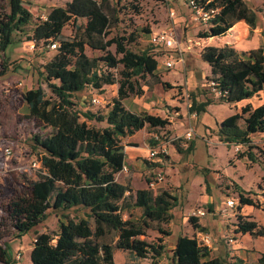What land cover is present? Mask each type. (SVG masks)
Segmentation results:
<instances>
[{"label":"trees","instance_id":"trees-1","mask_svg":"<svg viewBox=\"0 0 264 264\" xmlns=\"http://www.w3.org/2000/svg\"><path fill=\"white\" fill-rule=\"evenodd\" d=\"M8 1V6H0V50L5 51L16 34L24 32L29 24V39L36 43L57 41L58 47L41 67L43 81L52 95L41 84L23 92L29 109L27 117L35 119L41 128L31 132V139L38 150L34 158L42 167L36 177L30 178V193L6 203V215L0 224L4 226L9 221L13 235L22 236L44 221L49 209L59 212L55 239L40 241L37 236L30 252L32 264H115V246L130 250L136 258L130 264H149L140 259L156 260L164 254L166 243L162 235L152 240L141 236L148 229L171 234V229L161 223L173 218L178 195L168 189L155 192L150 186L132 192L129 181H121L117 175L126 165L124 136L145 126L165 128L171 122L159 114L132 110L124 102L131 94L143 92L138 84L140 79L155 74L159 61L154 47L133 48L130 44L136 36L132 33L109 36L122 0H116L115 14L105 10L106 0H67L53 5L47 18L37 21L23 0ZM197 1L205 7H220L209 27L198 32L201 37L224 35L242 19L252 27L257 25V12L246 0ZM79 17L85 18L79 24L81 33L66 37L64 27ZM86 45L103 53L89 55ZM112 45L114 52L109 49ZM200 56L210 65L207 78L220 91L218 100L239 102L264 89L263 46L240 51L230 43L207 44L200 50ZM6 68L3 63L0 74ZM116 82L118 93L104 112L81 109L73 98L87 86L99 89ZM212 99L209 95L204 100L192 97L190 110L199 114ZM88 120L103 124H91ZM44 127L49 129L43 130ZM258 132H264V103L256 106L247 103L220 123L221 138L229 144H246L243 154L254 160L258 157L251 136ZM150 140L154 142L152 137ZM192 147L193 142L188 149ZM260 151L264 157V147ZM237 199L238 208L254 203L243 191ZM135 208L141 209L137 217L133 213ZM71 209H83L84 214H71ZM198 219L197 215L189 216L196 230L205 231ZM236 224L237 233L264 234V226L241 213L237 214ZM0 260L11 263L6 241L0 243ZM171 264H244V261L238 256L226 260L213 255L210 246L198 241L196 232L179 234L172 248ZM254 264H264V251Z\"/></svg>","mask_w":264,"mask_h":264},{"label":"rangeland","instance_id":"rangeland-1","mask_svg":"<svg viewBox=\"0 0 264 264\" xmlns=\"http://www.w3.org/2000/svg\"><path fill=\"white\" fill-rule=\"evenodd\" d=\"M67 0H23L24 5L33 13L34 21L44 19L53 5L64 4ZM247 4L257 12L258 19L256 27H252L244 19L238 21L230 28L229 33L224 38L222 35L213 37H201L200 30L209 27L210 22H204L195 18L192 8L183 0H122L115 14L116 0H106L105 10L117 15L114 25L111 26L109 36L117 33L121 35L136 36V40L130 45L133 48L154 47V52L158 58V68L155 74L147 75L140 79L138 84L143 88V92L131 94L124 99L125 104L136 111H148L159 114L170 119L169 126L165 128H150L148 126L136 131L134 134L122 138L129 161L127 169L121 170L117 177L119 180L128 182L132 186V192L137 188L148 187L147 181L154 176V166L147 157L148 147L153 144L151 137L154 133H166L170 137V158L168 162L161 164L165 179L153 190L158 192L161 189H168L178 195V204L174 207V216L171 221L161 223L164 227L171 229V234L164 235L155 230L148 229L147 234L141 237L147 239H157L163 236L166 243V250L162 256L153 260L151 257L140 259L149 264H171L172 248L179 234H195L197 231L189 216L194 214L198 208H204L206 213L197 215L201 222L212 236L211 250L213 255L221 256L224 259L234 260L236 256L241 257L244 264H254L258 258L259 251L264 249V237L261 234L237 233V214L241 213L250 219H255L257 223L264 226V157L260 147H264V132L252 134V144L256 145L253 151L256 152L257 160L243 154L247 145L237 149L235 143H227L221 138L220 123L225 116L240 110L247 103L259 105L264 103V89L253 97L237 102L220 101L213 89L211 81L207 78L210 72V65L200 56V50L205 44H215L223 42L225 39H236L242 36V41L247 48L264 47V0H246ZM8 0H0V6H8ZM109 5V6H108ZM111 6V8H110ZM171 8L176 11L174 18L175 29L180 39V50L177 48H167L161 45H154L152 34L164 28L170 27L172 18L169 16ZM85 18L79 17L72 20L64 27L66 37H74L81 33L79 24ZM243 24L244 27H238ZM31 25L26 27L24 32H19L15 36V41L10 43L6 51L0 50V70L1 63H5V79L0 77L1 101L13 103L21 107L27 102L23 99V92L29 88L43 85L48 95H52L51 89L43 81L41 74L42 64L55 53L56 48H51L43 41L36 43L29 39ZM242 31H239L241 30ZM239 35V36H238ZM59 43V41H58ZM153 44V45H152ZM86 52L89 55H101L102 50L86 45ZM115 51V46L109 47ZM183 56L185 65L178 62L174 67L168 68L165 65L167 58L177 59ZM167 81L168 83H164ZM21 82V83H20ZM14 88L7 92L5 88ZM119 83L104 84L99 89L87 86L76 92L73 96L81 109H92L94 111H106L112 102V98L118 93ZM186 91L195 95L199 99L209 95L213 99L206 104L205 110L200 114L192 115L187 106ZM93 96H100L102 102L95 104L92 102ZM189 99V98H188ZM191 100V99H189ZM236 105V107H235ZM20 108L19 111H23ZM26 106L24 110L26 111ZM179 109V112H177ZM9 113V112H8ZM4 114L2 118H8ZM11 116V115H10ZM25 121L24 131L16 128L14 120L10 118L7 123L14 128V140L1 141L0 146L9 145L14 154L7 156L0 149V220L6 212L4 206L13 197L28 194L31 191V180L29 177L37 175V170L29 168L31 160L35 157L36 149L32 146L31 132L40 131V126L36 125L33 118L22 114ZM91 124L102 125V122L88 120ZM243 122V121H241ZM192 126L194 134L191 139L184 136L185 130ZM49 128L44 127L43 130ZM205 144L203 145V137ZM191 141H195L193 150H187ZM14 163L23 162L29 168L14 169L7 174L6 163L10 159ZM243 191L251 197L254 203L248 204L244 208L228 207L227 197H238ZM243 210V212H242ZM71 214H84L82 210H70ZM134 216L141 213L140 208L133 210ZM61 214V213H60ZM195 215V214H194ZM128 217L129 214L125 213ZM60 217H63L60 215ZM59 212L49 209L48 217L22 236H13L12 227L9 221L5 225L0 224V232H11L12 237L6 238L7 251L14 261L21 264H28L31 261L29 248L34 244V237L40 236V241L51 238L55 239V232L58 229ZM234 240L229 241V237ZM116 240V238H115ZM241 249V250H240ZM21 250L22 256L15 257V252ZM115 264H130L136 259L129 249L114 247ZM32 263V261H31ZM1 264V263H0Z\"/></svg>","mask_w":264,"mask_h":264},{"label":"built area","instance_id":"built-area-1","mask_svg":"<svg viewBox=\"0 0 264 264\" xmlns=\"http://www.w3.org/2000/svg\"><path fill=\"white\" fill-rule=\"evenodd\" d=\"M183 1L186 2L192 8L195 18L198 20L204 21V22H210L212 17H214L215 14L220 9V7L218 6L217 7H205L204 5L199 3L197 0H183ZM169 16L172 18V24L170 25V27L154 32L152 34L151 40L155 45H161L167 48H177L178 50H180L181 48L180 39L175 29V25H174V18L176 16V11L174 8H171L169 12ZM43 18H47V15H44ZM47 45L51 48H56L58 46L57 41H51ZM164 62H165L166 67L168 68L174 67L178 62L181 64V66L185 65V60L183 56H180L177 59L169 57ZM211 84L214 85V81H211ZM13 88L14 86L5 88V91L9 92ZM213 89L215 90L216 94L219 95L220 91H218L214 86H213ZM183 93L186 94L185 95L187 97L186 103H187V106L189 107L190 113H192L191 116L198 114L196 111L190 110V107L192 106V99L190 98L191 95L186 91V89L185 91H183ZM188 98L191 100H189ZM92 102L95 104H98L102 102V98L100 96H93ZM177 112H179V109H177ZM193 134H194V129L192 126L188 127L184 132V136L188 139H191ZM152 138L154 139V142L148 147V151H149L148 158L153 165H155L156 167H160V168L154 170V176H152L147 181V184L148 186L155 188L156 186H158L159 183H161L165 179L164 171L161 168V166H159L158 163L163 162L166 159V157L170 154V144H171L170 139L172 137H170L166 133H162V134L154 133ZM235 146L237 149H239L242 146V143L235 142ZM0 149L7 156H11L14 154L12 147L9 145L0 146ZM41 167H42V164L38 159L33 158L31 160V164L29 168H33V169L35 168L37 172H39ZM29 168L27 167L24 169L27 170ZM127 168H128L127 164L124 165L123 169H127ZM225 201L228 207H236V205L238 204V199L236 197H231V196L227 197ZM261 203L262 205H264V199H261ZM205 213H206V210L204 208H198L194 212L195 215H203ZM197 238H198V241L203 245L211 246L213 242L212 236L208 232H205V231H198ZM33 240H34L33 242L37 241V236L34 237ZM233 240H234V237L232 236L229 237V241L232 242ZM21 256H22L21 250H18L15 252L16 258H20Z\"/></svg>","mask_w":264,"mask_h":264},{"label":"crops","instance_id":"crops-1","mask_svg":"<svg viewBox=\"0 0 264 264\" xmlns=\"http://www.w3.org/2000/svg\"><path fill=\"white\" fill-rule=\"evenodd\" d=\"M240 21V20H239ZM237 23V22H236ZM236 23L234 24V25H236ZM237 26V25H236ZM238 27H244L243 26V24H238ZM239 31H242V29L241 30H239ZM229 32H227V34H228ZM227 34H224V35H222L224 38H226V35ZM239 36V35H238ZM212 37V36H211ZM225 43H230V44H232V45H234L238 50H240V51H246V50H249V49H251V48H247L246 47V45H245V43L242 41V36H240V37H238V38H236V39H225L223 42H221V43H219L218 45H222V44H225ZM205 45H207V44H205ZM8 47V46H7ZM252 48H255V47H252ZM7 49V48H6ZM6 51V50H5ZM1 65H2V68H3V63H1ZM1 68V69H2ZM209 74H210V72H209ZM3 76H5V72L3 73V74H0V77L2 78ZM4 79H5V77H3ZM0 84H1V82H0ZM4 90V89H3ZM3 90L2 91H0V96L2 97V93H3ZM192 97H195V98H197V100H204L205 98H206V96H204V98L203 99H199L197 96H195V95H193ZM192 97H191V99H192ZM245 99H247V98H245ZM244 100V99H243ZM240 102V101H239ZM239 102H237V104L239 103ZM250 103V102H249ZM254 105V104H253ZM25 106H26V111L24 110V108H25ZM254 106H256V105H254ZM235 107H236V105H235ZM20 108H23L22 110L23 111H19L20 110ZM242 108V107H241ZM133 110V109H132ZM241 110V109H240ZM240 110H236V111H240ZM9 112V113H8ZM3 113L4 114H7V115H9L8 116V118H2V115H3ZM29 113V109H28V105H27V103L26 104H23L21 107H18V106H15L13 103H7V102H5V100H3V101H1V103H0V143H1V141H7V140H14L15 138L13 137L14 136V128L12 127H9L8 126V121H10L9 119L10 118H12L13 120H14V123L16 124V128L18 129V128H22L24 131H26L25 130V127H23V126H25L24 124V120H23V118H22V114H24L25 116H27V114ZM200 114L201 113H199L198 114V117H197V119L200 117ZM11 115V116H10ZM226 117V116H225ZM224 117V118H225ZM223 118V119H224ZM223 119H221V120H223ZM24 123V124H23ZM170 124V123H169ZM169 124H168V126H169ZM205 136L203 137V145L205 144ZM191 142H193V147L192 148H189L188 149V147H187V150H193L194 149V147H195V141H191ZM263 143H264V141H263ZM190 145V144H189ZM148 153H149V151H148ZM147 157H148V154H147ZM169 158H170V155H168L167 157H166V159L163 161V162H160V163H158L159 164V166H161V164H164L165 162H168V160H169ZM5 162V165H6V168L4 169L5 171H7V174H10L14 169H22L23 167H27V165L25 166L24 164H23V162H18L17 164H15L14 163V159L12 158V159H10L7 163H6V161H4ZM127 162H130L129 161V159H128V157H126V164H127ZM131 163V162H130ZM128 165V164H127ZM155 165H153V167H154ZM157 168V167H156ZM23 170V169H22ZM155 170V169H154ZM154 170H153V172H154ZM27 172L29 171L28 169L26 170ZM37 175H34V177H36ZM34 177H29V178H34ZM262 199V198H261ZM248 204H245V206H247ZM245 206H242V208H244ZM0 210H2V207L0 206ZM242 212H243V210H242ZM244 213V212H243ZM198 221H200L201 222V218H199L198 219ZM202 224V223H201ZM197 232L199 231V230H196ZM13 233V232H12ZM12 233L10 232H0V243L1 244H3L6 240V238H8V237H12ZM238 233H241V232H238ZM14 236V235H13ZM263 237H264V235H263ZM263 243V245H264V242H262ZM33 245L34 244H32L31 246H30V248H29V253L31 252V249H32V247H33ZM241 250V249H240ZM264 251V249H262V250H260L258 253H259V255L261 254V252H263ZM259 255H258V257H259ZM258 259V258H257ZM32 261V260H31ZM31 261H30V263H28V264H32L31 263ZM257 261V260H256ZM0 263L1 264H8V263H6L5 261H3V260H0ZM10 264H21L20 263V261H14L13 260V257L11 258V263Z\"/></svg>","mask_w":264,"mask_h":264}]
</instances>
